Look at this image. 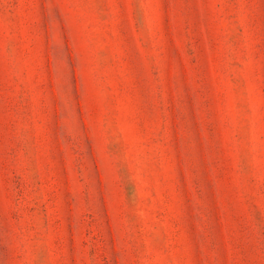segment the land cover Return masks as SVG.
Masks as SVG:
<instances>
[{
  "label": "rangeland",
  "instance_id": "obj_1",
  "mask_svg": "<svg viewBox=\"0 0 264 264\" xmlns=\"http://www.w3.org/2000/svg\"><path fill=\"white\" fill-rule=\"evenodd\" d=\"M0 264H264V0H0Z\"/></svg>",
  "mask_w": 264,
  "mask_h": 264
}]
</instances>
